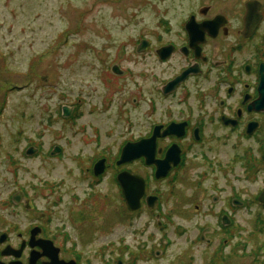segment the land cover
I'll use <instances>...</instances> for the list:
<instances>
[{"label": "flooded vegetation", "instance_id": "flooded-vegetation-1", "mask_svg": "<svg viewBox=\"0 0 264 264\" xmlns=\"http://www.w3.org/2000/svg\"><path fill=\"white\" fill-rule=\"evenodd\" d=\"M131 44L154 83H134L119 143L92 128L90 153L72 155L74 170L41 181L43 189L19 180L12 163L6 194L0 171V264H195L198 254L202 264H264V0H192ZM114 65L109 74H131ZM142 98L148 108L135 121ZM64 108L73 118L75 108ZM155 129L144 156L119 163L126 145L151 140ZM65 150L54 144L47 154ZM72 173L81 192L69 185ZM122 174L142 186L122 183ZM118 225L142 237L136 248L112 238Z\"/></svg>", "mask_w": 264, "mask_h": 264}, {"label": "rangeland", "instance_id": "rangeland-1", "mask_svg": "<svg viewBox=\"0 0 264 264\" xmlns=\"http://www.w3.org/2000/svg\"><path fill=\"white\" fill-rule=\"evenodd\" d=\"M191 1L0 0V171L6 194L14 189L8 170L12 163L19 164V180L43 189L41 181L67 178L66 169L74 168L72 155L94 147L92 128L108 143L122 140L129 130L122 112L137 92L134 83H154L145 77L144 64L131 57V41L144 28L155 27L159 18L185 14ZM114 64L131 74H109ZM149 69L159 73L151 61ZM157 103L159 114L162 103ZM67 105L75 108L71 119L63 118ZM147 108L142 98L133 119L143 120ZM54 144L64 145L65 155L50 159L48 148ZM36 145L40 151L25 153ZM73 173L69 185L81 192L85 183L74 184ZM117 228L112 238L125 236L133 248L138 246L142 237ZM199 260L198 254L195 264H202Z\"/></svg>", "mask_w": 264, "mask_h": 264}, {"label": "water", "instance_id": "water-1", "mask_svg": "<svg viewBox=\"0 0 264 264\" xmlns=\"http://www.w3.org/2000/svg\"><path fill=\"white\" fill-rule=\"evenodd\" d=\"M112 72L114 74H118L119 73V70L117 68V66H113L112 68ZM69 110L67 108H64L63 109V114L64 116H68L69 115ZM156 130L158 129H155V132H154V136L151 140L149 141H141L139 144H134V145H126L122 151V155H121V160L119 163H127V162H130L134 159H138L142 156H144V152H143V146H145L144 144H147L148 142H154L155 141V138H156ZM154 145V144H153ZM55 152H53L52 154H54ZM33 154V151L32 150H29L27 152V155H31ZM153 152H151V154H147L148 157L151 158V160H153ZM102 170H99L97 173H100ZM123 175V174H122ZM127 174H124L122 177L121 175H119V181H121L122 183L126 184H131V187L132 188H139L140 186H142V181L140 179H138L137 177H134L133 178V184L127 180ZM129 179V178H128ZM132 195L136 196L137 195V192L136 190L134 189V192L132 193ZM138 204V203H137ZM137 204L135 206H131L132 209H136L137 208Z\"/></svg>", "mask_w": 264, "mask_h": 264}]
</instances>
